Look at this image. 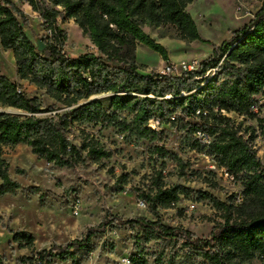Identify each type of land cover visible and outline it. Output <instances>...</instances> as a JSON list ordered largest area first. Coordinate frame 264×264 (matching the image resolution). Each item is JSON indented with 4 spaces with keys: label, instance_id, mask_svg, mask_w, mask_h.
Returning <instances> with one entry per match:
<instances>
[{
    "label": "trees",
    "instance_id": "16d2710c",
    "mask_svg": "<svg viewBox=\"0 0 264 264\" xmlns=\"http://www.w3.org/2000/svg\"><path fill=\"white\" fill-rule=\"evenodd\" d=\"M194 1L25 0L47 32L45 38H40L44 49L39 51L24 30V13L12 0H0V48L12 53L20 81L59 105L56 109L43 107L37 97H30L18 84L0 75V106L25 114L0 113L1 197L14 196L21 189L19 182L10 177L9 165L2 157L5 147L24 145L46 163L72 169L87 161L100 164L111 157L112 153L87 131V126H112L129 138L155 139L158 133L148 127L150 121H155L159 127L169 125L182 131L190 150L209 156L239 182L240 198L237 202V197L231 195L222 202L206 191L195 192L179 184L166 186L158 171L151 191L138 195L156 219L138 217L123 224L141 230L145 242L153 238L182 241L193 256L208 264H252L254 260L264 263V169L253 148L254 129H242L241 124L234 125L226 116L233 113L264 127L259 106L260 99L264 100V0H257L262 5L253 19L233 31L220 46H214L196 70L179 77L139 72V46L169 61L165 47L146 34L144 27H171L178 41L208 44L187 12ZM58 20H73L96 52L68 56L64 51L67 34L60 29ZM102 94L111 95L107 108L98 99L91 100ZM58 110L63 111L57 113ZM75 130L78 144L73 143ZM197 132L204 133L209 143L197 140ZM156 152L177 163L180 177L186 175L187 165L177 154L163 147H156ZM15 172L23 174L21 169ZM127 178L123 174L118 181L125 185ZM206 182L211 188L217 187L215 182ZM192 193L197 200L208 201L220 215L221 221L215 222L209 238H195L189 231L169 227L159 218L160 210L172 209L181 196ZM112 222L108 218L90 228L81 240L40 251V258L45 264H51L52 256L61 262L80 264L70 250L90 252L91 239ZM12 242L29 251V255L35 251L34 237L26 231L15 232ZM55 251L58 253L53 255ZM32 262L31 256H23L18 264ZM156 262L170 264L164 263L161 256ZM129 263L146 264V260L138 252ZM0 264H4L2 254Z\"/></svg>",
    "mask_w": 264,
    "mask_h": 264
},
{
    "label": "rangeland",
    "instance_id": "374dc122",
    "mask_svg": "<svg viewBox=\"0 0 264 264\" xmlns=\"http://www.w3.org/2000/svg\"><path fill=\"white\" fill-rule=\"evenodd\" d=\"M12 2L26 16L24 30L37 45L40 38H45L47 33L39 15L31 10L25 0ZM261 5V1L257 0L194 1L187 7V12L195 21L201 39L208 44L178 41L171 27H144L143 30L165 47L169 63L179 70L182 63H200L207 59L213 47L220 46L231 37L233 31L248 24ZM58 22L60 29L67 34L64 51L68 56L96 52L88 36L82 34L73 20ZM136 58L139 72L143 75L160 74L166 66L158 54L144 46L137 48ZM1 74L18 84L30 97H37L43 107H59L42 91L20 81L16 75L12 53L0 48ZM212 74L213 72H209V77ZM110 96L102 94L91 99H98L107 108ZM259 106H262L260 117L263 118V99H260ZM61 111L63 110H58L57 113ZM0 113L25 116L20 111L3 106H0ZM226 116L234 125L241 124L242 129H254L253 148L264 169V127L261 128L256 120L233 113ZM190 121L196 122L194 119ZM87 131L93 133L112 153L110 158L102 160L100 164L87 161L84 165L68 169L38 159L24 145L2 149V157L9 165L10 177L21 186L14 196H0V254L4 257V264H18L21 257L32 258L35 251H46L67 245L73 240H81L90 228L100 226L108 218L113 219L112 224H106L104 232L97 233L91 239L90 252L70 250L80 264H127L126 260L138 252L142 253L146 264H157L156 259L159 256L164 263L170 264H208L193 256L190 248L182 241L153 238L145 242L141 230L130 229L123 222L138 217L151 221L156 219V216L149 213L147 205H139L141 199L138 195L151 191L153 177L158 171H161L166 186L179 184L195 192L206 191L222 202H226L231 195H235L237 202L239 201V182L227 179L209 156L190 150L184 133L169 125L159 127L155 139L129 138L112 126L91 125L87 126ZM72 135L76 136L73 143L78 144V132L75 130ZM156 147H163L166 151L177 154L187 165L186 175L180 177L177 163L170 158H162L156 152ZM16 169H21L23 174H17ZM123 174L128 177L125 185L118 181V177ZM209 180L215 182L217 187L211 188L206 182ZM77 202L80 207L79 214L74 216L72 207ZM158 215L165 225L187 230L200 239L209 238L215 222L221 221L219 213L212 205L206 200H197L195 193L188 197L181 196L172 209L160 210ZM18 231L33 235L35 251L31 255L29 251L19 249L12 242L13 234ZM57 253L55 251L53 255ZM50 258L51 264H72L71 261L61 262L54 256ZM252 264L264 263L254 260Z\"/></svg>",
    "mask_w": 264,
    "mask_h": 264
},
{
    "label": "built area",
    "instance_id": "2783aa9c",
    "mask_svg": "<svg viewBox=\"0 0 264 264\" xmlns=\"http://www.w3.org/2000/svg\"><path fill=\"white\" fill-rule=\"evenodd\" d=\"M166 66L165 68L162 70V72H160L159 75H162V76H180L182 75L183 73H186V72H189V71H194L197 69V67L199 66V62L198 61H192L191 63H182L180 64V69L177 70L174 65L170 64L169 61H166L165 62ZM214 73V71H212ZM256 111V110H255ZM172 120H174V118H172ZM148 127L151 128L152 130H157L159 128V125L157 122L155 121H150L149 124H148ZM195 138L199 141H201L202 143H209V138L202 132H197L195 135ZM222 170V173L225 174L226 178L229 179V180H232L233 177L231 175H229L223 168H221ZM77 203H75L74 207H72V214L74 216H78L79 214V205H77ZM139 205L141 207H146V204L143 200H139ZM32 261H33V264H45V261L43 259L40 258V255H39V251H35L32 255ZM126 263L127 264H130L129 263V260H126Z\"/></svg>",
    "mask_w": 264,
    "mask_h": 264
},
{
    "label": "water",
    "instance_id": "95a60500",
    "mask_svg": "<svg viewBox=\"0 0 264 264\" xmlns=\"http://www.w3.org/2000/svg\"><path fill=\"white\" fill-rule=\"evenodd\" d=\"M36 46H37L39 51L44 49V46H43V44H42V42L40 40L38 41V44ZM91 100H93V99H91Z\"/></svg>",
    "mask_w": 264,
    "mask_h": 264
},
{
    "label": "crops",
    "instance_id": "0c3cea01",
    "mask_svg": "<svg viewBox=\"0 0 264 264\" xmlns=\"http://www.w3.org/2000/svg\"><path fill=\"white\" fill-rule=\"evenodd\" d=\"M195 1H197V0H195ZM12 57H13V55H12ZM2 75V74H1Z\"/></svg>",
    "mask_w": 264,
    "mask_h": 264
}]
</instances>
